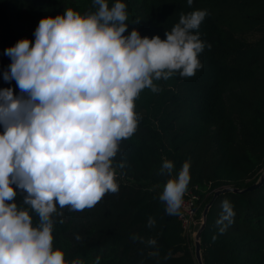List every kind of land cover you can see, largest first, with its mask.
I'll return each mask as SVG.
<instances>
[{
  "label": "trees",
  "instance_id": "1",
  "mask_svg": "<svg viewBox=\"0 0 264 264\" xmlns=\"http://www.w3.org/2000/svg\"><path fill=\"white\" fill-rule=\"evenodd\" d=\"M107 2L112 7L116 0ZM120 2L126 4L127 35L134 28L141 37L162 40L182 14L206 10L194 31L211 48L199 54L202 68L194 76L177 72L153 81L161 91L140 92L134 102L137 128L120 141L113 158L118 191L82 211L57 205L63 215L52 216L53 248L64 252L66 264L74 259L94 264L97 257L99 264H196L191 237L182 232L177 215H166L159 195L189 162L183 197L196 196L197 220L214 190L242 189L264 173V0H193L191 6L187 0ZM69 8L82 15L96 11L93 0H0V90L20 95L14 80L3 79L11 64L5 50L25 38L34 43L39 21ZM165 158L174 163L172 176L160 172ZM13 188L14 202L29 210L35 227L39 218L23 204L26 193ZM224 200L235 215L230 224L217 225ZM150 238L155 247L147 245ZM200 256L202 264H264V177L254 190L214 199L200 234Z\"/></svg>",
  "mask_w": 264,
  "mask_h": 264
},
{
  "label": "clouds",
  "instance_id": "2",
  "mask_svg": "<svg viewBox=\"0 0 264 264\" xmlns=\"http://www.w3.org/2000/svg\"><path fill=\"white\" fill-rule=\"evenodd\" d=\"M93 5L95 12L82 15L69 8L42 18L34 43L25 38L5 50L11 64L3 79L14 80L20 95L0 90V264H66L64 252L53 248L52 216L63 215L57 205L82 211L118 191L113 158L120 141L137 128L134 102L140 92L161 91L153 81L177 72L194 76L202 68L199 54L211 48L194 31L206 10L182 14L162 40L141 37L134 28L124 35L126 4L120 0L112 7L107 0ZM189 169L184 162L159 195L168 216L180 214ZM173 171L174 163L165 158L160 172L172 176ZM13 185L26 193L23 204L39 218L35 227L29 210L14 202ZM234 215L230 202L222 201L217 225L230 224ZM154 224L149 218L148 226ZM137 239L145 243L133 236ZM146 243L155 247L157 241Z\"/></svg>",
  "mask_w": 264,
  "mask_h": 264
},
{
  "label": "water",
  "instance_id": "3",
  "mask_svg": "<svg viewBox=\"0 0 264 264\" xmlns=\"http://www.w3.org/2000/svg\"><path fill=\"white\" fill-rule=\"evenodd\" d=\"M263 177H264V173L259 175L258 179L255 182L247 185L246 187H244L242 189H238L235 187H222V188L216 189L212 192V195H211L209 201L204 205V207L201 211V217H200L201 220H200L199 226H198L196 232L194 233L193 237L191 238L192 242H193V257H194L196 264H202L201 256H200V234H201V231L204 227L205 216H206L207 210H208L209 206L211 205V203L214 201V199L219 194H223V193H227V192L243 193V192H248V191L254 190L255 188L260 186V184L263 181Z\"/></svg>",
  "mask_w": 264,
  "mask_h": 264
},
{
  "label": "built area",
  "instance_id": "4",
  "mask_svg": "<svg viewBox=\"0 0 264 264\" xmlns=\"http://www.w3.org/2000/svg\"><path fill=\"white\" fill-rule=\"evenodd\" d=\"M196 196L192 193H188L186 197H183V204L180 209V214L177 215V220L185 235L190 236L189 230L194 224L195 213L198 208V204H195Z\"/></svg>",
  "mask_w": 264,
  "mask_h": 264
},
{
  "label": "rangeland",
  "instance_id": "5",
  "mask_svg": "<svg viewBox=\"0 0 264 264\" xmlns=\"http://www.w3.org/2000/svg\"><path fill=\"white\" fill-rule=\"evenodd\" d=\"M124 35H127V32L124 33ZM163 191V190H162ZM200 220L201 219H197L194 221V224L191 226L190 230H189V234H190V237L192 238L194 233L196 232L198 226H199V223H200Z\"/></svg>",
  "mask_w": 264,
  "mask_h": 264
}]
</instances>
